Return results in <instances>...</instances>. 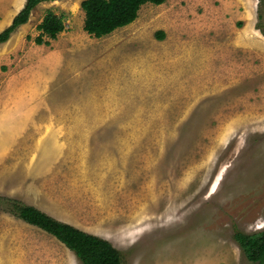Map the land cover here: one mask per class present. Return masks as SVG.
<instances>
[{
	"label": "rangeland",
	"instance_id": "rangeland-1",
	"mask_svg": "<svg viewBox=\"0 0 264 264\" xmlns=\"http://www.w3.org/2000/svg\"><path fill=\"white\" fill-rule=\"evenodd\" d=\"M80 2H40L0 45V194L107 239L122 264H257L233 230H264L258 0L147 2L103 37ZM47 9L64 30L38 45ZM0 264L81 263L0 211Z\"/></svg>",
	"mask_w": 264,
	"mask_h": 264
},
{
	"label": "trees",
	"instance_id": "trees-1",
	"mask_svg": "<svg viewBox=\"0 0 264 264\" xmlns=\"http://www.w3.org/2000/svg\"><path fill=\"white\" fill-rule=\"evenodd\" d=\"M48 1L56 0H25L10 23L0 31V43L6 42L18 27L28 21L32 10L40 2ZM147 2L158 5L165 0H81L83 29L93 37L106 36L133 22L141 6ZM35 27L38 33L33 42L48 45L49 39H55L64 30L63 17L47 9ZM256 27L264 34V0H258ZM163 34V30H157L155 36L161 39ZM27 39L30 37L27 36ZM0 211L53 235L74 253L81 264H122L121 252L107 239L56 219L18 198L0 194ZM233 239L246 259L264 264V230L246 233L234 226Z\"/></svg>",
	"mask_w": 264,
	"mask_h": 264
},
{
	"label": "crops",
	"instance_id": "crops-1",
	"mask_svg": "<svg viewBox=\"0 0 264 264\" xmlns=\"http://www.w3.org/2000/svg\"><path fill=\"white\" fill-rule=\"evenodd\" d=\"M20 0H0V31L7 26L12 17L14 16V14L21 8V6L23 5L25 0H21L20 2L21 5H18L17 3H19ZM24 25V24H23ZM23 25H21L20 27H18V29H20ZM14 33L15 31L11 34L10 38L4 42V43H0V45L5 44L7 42H9L13 37H14ZM24 69V68H23ZM5 127V126H4ZM7 129V128H6ZM3 132H1L2 134ZM0 134V136H1ZM6 135V136H5ZM8 131L6 130L4 132V137L5 139L8 138Z\"/></svg>",
	"mask_w": 264,
	"mask_h": 264
}]
</instances>
